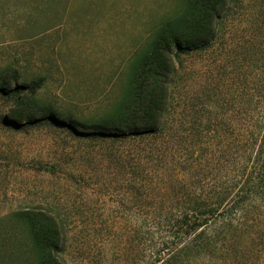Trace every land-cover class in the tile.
Masks as SVG:
<instances>
[{
	"label": "trees",
	"instance_id": "1",
	"mask_svg": "<svg viewBox=\"0 0 264 264\" xmlns=\"http://www.w3.org/2000/svg\"><path fill=\"white\" fill-rule=\"evenodd\" d=\"M236 17L235 67H217L220 85L180 108L174 62L208 48ZM5 90L19 104L26 89ZM8 116L3 123L13 128L36 121L31 110ZM40 120L80 143H108V264L112 254L132 264H244L256 247L264 256V0H185L136 59L108 117L68 126L50 111ZM53 194L17 201L3 262L67 264L69 225L80 213L70 193Z\"/></svg>",
	"mask_w": 264,
	"mask_h": 264
},
{
	"label": "rangeland",
	"instance_id": "2",
	"mask_svg": "<svg viewBox=\"0 0 264 264\" xmlns=\"http://www.w3.org/2000/svg\"><path fill=\"white\" fill-rule=\"evenodd\" d=\"M184 5L185 0H0V85L6 93L16 85L26 89L19 104L0 94V264H6L5 252L10 254L1 239L12 230L8 220L19 208L17 201L53 192L70 193L80 213L69 225L67 264H108V174L102 173L108 143H80L68 128L40 119L53 111L73 126L72 119L92 123L108 117L158 26ZM239 26L236 17L208 48L185 51L174 62L180 73L173 78L172 102L179 99L181 108L209 83L220 85L217 67L236 64L231 60ZM25 110L33 112L34 123L4 125L9 114ZM124 149L140 148L125 144ZM70 172L81 183L75 184ZM256 251L242 262L264 264ZM111 259L132 264L113 254Z\"/></svg>",
	"mask_w": 264,
	"mask_h": 264
}]
</instances>
